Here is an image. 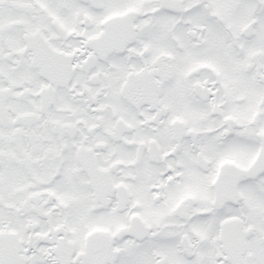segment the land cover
I'll return each instance as SVG.
<instances>
[{"label": "snow or ice", "instance_id": "6c2138e0", "mask_svg": "<svg viewBox=\"0 0 264 264\" xmlns=\"http://www.w3.org/2000/svg\"><path fill=\"white\" fill-rule=\"evenodd\" d=\"M0 264H264V0H0Z\"/></svg>", "mask_w": 264, "mask_h": 264}]
</instances>
